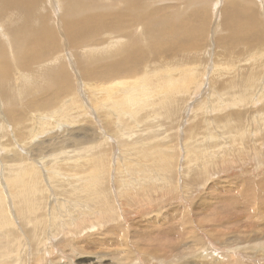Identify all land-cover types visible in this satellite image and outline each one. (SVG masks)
I'll return each instance as SVG.
<instances>
[{"label": "rangeland", "instance_id": "1", "mask_svg": "<svg viewBox=\"0 0 264 264\" xmlns=\"http://www.w3.org/2000/svg\"><path fill=\"white\" fill-rule=\"evenodd\" d=\"M232 1L239 10V18L249 11L254 12L256 20L258 16L263 35L260 48L239 46V53L233 57L211 43V39L218 41L227 36L220 27L211 36L213 25L219 23L221 8L229 3L227 0H56L53 10L48 0H31L33 6L26 12L14 6L1 9L5 18H0L3 33L0 43L4 45L0 49L10 71L1 84L4 88L0 110L6 115L0 116L5 132L0 141L15 139L19 148L45 141L40 153H27V149L22 152L19 148L15 152L2 151L0 144V185L5 176L22 172L24 181L30 184L25 168L20 165L22 160L40 167L43 194L39 199L44 205L37 211L42 212L45 220L36 226L33 221L24 224L28 216L32 217L29 215L32 190L26 193L24 201L12 198L3 187L5 201L11 206L7 208L10 223L0 226V264H264V97L260 100L257 97L264 90V58L260 59L262 54L264 57V5L261 0ZM143 3L148 11L162 9L172 23L177 17L186 19V26L192 29L196 10L205 11L208 19L205 37H192V42L198 45L194 52H160L158 61L155 55H147L151 66L156 65L152 67L154 70L177 66V73L185 70L186 74L183 72L185 78L176 87L164 88L165 82L150 84L152 89L163 87L162 91H169L162 100L144 104L141 111L133 113L134 117L129 109L121 112L102 106L104 89L120 80L139 82L144 73L142 65L107 77V73H113L110 67V71L84 74V68L89 71L116 57L115 46V50L106 47L107 52L97 47L91 50L94 48L91 43L82 51L75 46L68 48L63 44L60 27L65 23L71 26L82 23L77 22L82 19L92 21L101 17V12L104 17L127 14L130 4L139 10ZM42 21L59 37L58 49L66 62L67 71L63 74L69 87L63 86L58 94L52 82L55 74L45 66L54 68L63 63L61 59L40 67L31 64L33 61L24 65L27 68L20 65L21 57L24 58V53L20 56L22 46L27 41L24 39L38 33ZM131 30L120 40L122 45H137L146 50L150 37L140 36V27ZM101 32L87 31L82 35L84 41L94 40L99 45L105 43L104 46L120 37L118 33L104 36ZM44 62L41 58V64ZM18 74L30 78L21 80ZM161 77L166 75L156 74L152 79ZM246 77L259 80L245 89L247 96L243 98L239 94L243 86L239 84ZM18 84L22 86L20 92ZM251 91L252 99L248 96ZM31 101L32 106H28ZM27 113L31 121L23 129L24 123H19V119ZM45 118L54 123L40 128ZM26 131V141L19 143L17 137ZM92 140L96 147L89 148ZM52 149L54 152H49ZM67 152L74 158H67ZM7 156L13 162H7ZM74 159L76 165L72 164ZM46 170L58 173L55 183L48 179ZM100 174L94 184L96 189L89 190V200L82 187L87 178L90 183L95 179L93 175ZM22 186V183L10 185L12 190ZM73 187L79 192H72ZM103 198L108 199L110 208L106 212L110 209V213L103 217L89 214V210L93 213V206L104 207ZM51 207H54L52 223L47 217L52 214ZM79 210L82 214L78 216ZM40 226L43 236L49 235L51 239H41L37 246L33 231Z\"/></svg>", "mask_w": 264, "mask_h": 264}, {"label": "bare ground", "instance_id": "2", "mask_svg": "<svg viewBox=\"0 0 264 264\" xmlns=\"http://www.w3.org/2000/svg\"><path fill=\"white\" fill-rule=\"evenodd\" d=\"M55 1L56 0H48V2H49L48 6L52 10H53ZM227 1L229 3L225 7L223 6L221 8V11H220V14H219V16H220L219 17V19H220L219 20V23L217 25V23L215 22L216 24L213 25L215 27L213 28L212 35H211L213 37L214 34H215V31H216L217 27H220L223 31H226L227 32V36L225 38H223V39H219L218 41H215V40L211 39L212 40L211 43L214 44V45H217L218 48H222V50L226 54H228V56H232L234 54L239 53L238 52V49H237L239 46H244V45L245 46H254L253 49L260 48L262 46L261 44H262L263 35H262V33H261L260 29H259V27H260L259 24H258L259 22H257L258 16H257V20H256L255 19L254 12L249 11V12H246L244 14L245 16L241 19V18H239L240 17L239 16L240 13H238L239 10H236V8H235V2H233L232 0H227ZM64 2H66V1H64ZM131 3H133V2L131 1ZM260 4L264 5V0H261V3ZM0 5L2 6V8H0V18H2V17L5 18L4 15L2 16V14H4V11L1 10V9H5L6 7L14 6L15 8H18L19 10H22V11L26 12L31 6H33V2H31V0H0ZM62 5H63V3H62ZM133 5L134 4H130L128 6L127 12H129V13H127V14L126 13H118L117 11H115L118 14H112V15L107 14V16L104 17L103 16L104 14L101 12V15L102 16L101 17H96L97 16L96 15L95 16L96 19H94L92 21H89L90 19H82V20H78L77 21V22H82V23H78V24H75V25H72V26L71 25H66L67 23L64 24V22H63L64 26H62L63 28L60 27V33H61V36L64 37L63 38V44H65V45L67 44L68 45V48L69 47H72L73 48V46H75L78 51H80V50L82 51V49L85 46L90 45V43L92 45H94V48H91V50H94L95 47H97L101 51L104 50L103 52H107L108 51V50H105L106 47L107 48L113 47V48H111L113 50L116 49V52H115L116 57H114L112 60L109 59L108 62L105 61L103 64H101L99 66H95V67L93 66L94 68L93 67L92 68H89L90 69L89 71H87L83 67L84 70H85V72L83 71L84 74L91 75V74H97V72H100V71L105 72V71L109 70L108 68L110 67L113 73H112V75L110 74L111 72L110 73H107V75H106V77H107L108 75L109 76H113V75L119 74L118 72H124L125 69H127V68H137V66L142 65V69L141 70L144 73H142V79L139 82H135L134 83V81H130V83H128L127 81L120 80V81H117V82H114V83H111V84L107 85V87L104 89L105 102H104V104L102 106H109L108 109L113 108V109H117V110H119L121 112H123V110L126 111L127 109H129V113L132 114L135 117L134 114H137L139 111H141L145 107L144 104H147V103L150 104V103H152V102H154L155 100H158V99H161L162 100L163 98H165L164 96L169 91V90L168 91L166 90L165 92L162 91L163 87H159V88H156V89H152L149 86L150 84H157V85H159L160 83L165 82L166 85L164 86V88L167 87V86L170 87V88H172V87H176L179 84V82H181L182 77L185 78V76L183 74V72L185 73V70H182L180 73H177L176 72L177 66L174 67V68L171 67V68L162 69V70H154V68H156L155 67L156 65L151 66L152 61H150V62H149V60L147 61V55H155L156 56V59L155 60L158 61L161 58L160 52H168V51H173V52H176V53H182V52L184 53L185 51L191 52L192 50H194V48H196L198 46L196 42H192V39L194 38L193 35L199 37L200 39H202V38L205 37L204 36L205 35L204 34V29H205V24H206L205 19H208V18L205 17V13H204L205 11H201L200 10V11L197 12V10H196L195 13H197V15H196L195 26L193 27L194 29H192V28H188L186 26L188 24V22H187L186 19H182V18L179 19L177 17L178 20H175L176 22L172 23L171 20H169V18L165 14H163V10L162 9H158V10H154V11H148V10H146L147 8H145V5L143 3V5L141 4V6H140L142 8H139V10H137ZM259 8H260V6H259ZM262 9L264 11V6H263ZM249 10H251V9H249ZM6 12L7 11L5 10V14H6ZM259 13H260V11H259ZM6 16H8V15H6ZM0 21H2V19ZM122 21H127V22L125 24H122V23L120 24L119 22H122ZM24 25H26V24H24ZM133 27L134 28L135 27H140L141 28L140 36H142L143 34H147V36L150 37L151 41L148 40V43L150 41V44H149V47L146 50H145L146 47L145 48H140V46H137V45H135V46H129V47H124L122 45V42L120 40L121 39H125L129 35V32H130V30ZM95 30L102 31L101 34H103L104 36H105V34L107 35L109 33L110 34L118 33V35L120 37H119L118 40L115 41V39H114V42L108 43L105 46H104L105 43L99 45V44H97L98 42L97 43L96 42H93L94 40L93 41L88 40V42H86V40L84 41V38H83L84 35H82V34L85 33V32H87V31H95ZM12 31H13V29H12ZM131 32H132V30H131ZM0 33L3 34L2 33V30H0ZM11 35H12V33H11ZM20 36L23 37V35H20ZM56 36H57V34H55L54 31L51 28H48L44 24V22H43V24L39 27L38 33H36V34H34V33L29 34V37L27 39H24V41L25 40H27V41L24 42V45L22 46L24 51H21V55H20V56H22V53H24V55H23L24 58L21 57V59H23V61H20V60L19 61H20V65L21 66L22 65L23 66L24 65L27 66V64H30L33 61L31 64H33V65L34 64H37L40 67V66H45L46 62H54V63H56L58 60L61 59L63 63L60 64V65H58V66H56V67H54V68H51L50 65H48V64H46V66H45L46 68H48L50 71L53 72L52 75L55 74L53 76V78H52L53 79L52 82L54 84V87L56 88L55 93L58 94L59 92H61L63 86H64L65 89H68L69 83H68L67 80L66 81L64 80L65 77H64V74L63 73H65V71H67V68L65 66L66 65V62H64V57H63V55L60 54V51L58 49V46H59L60 41L58 40L59 37L58 36L56 37ZM78 40L80 42H78ZM144 40H146V39H144ZM195 40H198V39H195ZM19 42H20V40H19ZM21 44H23V42ZM144 44H145V42H144ZM2 45L3 44L0 43V47ZM9 45H11V44L8 43V46ZM16 45H17V43H16ZM3 46H2V49L4 48ZM114 46H115V49H114ZM16 48H15V50H16ZM2 49H0V101L2 100V97H3V94H1V90H2V88H4V86L2 87L1 84L3 85L4 82L7 80V77H9L8 76V71H10V70H8L6 61L4 59V56L5 55H4V52L2 51ZM247 49H250V48H247ZM5 50H6V48H5ZM9 50H11V49H9ZM85 52H87V51H85ZM192 52H194V51H192ZM6 53H7V51H6ZM146 53H148V54H146ZM254 53H256V52H254ZM251 54H252V52H251ZM251 54H250V56H252ZM109 55H110V53H109ZM256 55H258V54H256ZM248 56H249V54H248ZM112 57H113V55H112ZM41 58L44 59V61H45L44 64H41ZM254 58H255V56H254ZM263 58L264 57H263V54H262L260 56V59H263ZM15 60H17V59H15ZM231 60H232V58H231ZM168 62H170V61H168ZM100 63H102V62H100ZM177 63H179V62H177ZM180 63H179V65H183V64H180ZM12 64H15V63H12ZM91 65L92 64H90L89 67ZM93 65H95V64L93 63ZM161 65H159V66H161ZM176 65H178V64H176ZM26 66H24V67H26ZM16 67H19V65L16 66ZM152 67H154V68H152ZM9 68H10V66H9ZM81 68H82V66H81ZM28 69H29V67H28ZM41 70H43V69H40L39 72H42ZM12 71H11V73H12ZM21 71L25 72V70H23V69ZM235 71H236V69H235ZM23 72H21V73H23ZM169 72H171V73H169ZM160 73L166 75V77L152 79L156 74H160ZM24 74H26V73H24ZM249 74H251V73H249ZM18 75H19V77H17V78H20L21 80H24V79L25 80H28L30 78V76L29 77H25L23 74H22L23 75L22 77L20 76L21 74H18ZM12 76L13 75L11 74V78H13ZM254 76H256V75H254ZM62 77H63V79H62ZM250 78H247L246 77L247 80L245 82H243V84H239V85H242L243 86V89L241 90L242 93L239 92V94H241L240 97H243V98L246 97L247 95H246L245 89L247 87H250L251 88L250 85L252 83L254 84L255 82H257L259 80V79H252V78L250 79ZM37 80L33 79V81H36V82H37ZM188 81H189V79L187 80V83H188ZM231 81H233V83H234L236 80L233 79ZM132 83H134V84H132ZM21 85H22V83H21ZM21 85L18 84L16 86L17 88H19V91L18 92H20V89L22 88ZM187 86H185V87H187ZM14 87H15V85H14ZM212 88H213V86H212ZM253 88H254V86H253ZM25 89H29V88H25ZM17 90L18 89H16V91ZM35 90L37 91L36 88H35ZM235 90H237V89H235ZM34 91H33V93H34ZM238 91H240V90H238ZM14 93H16V92H14ZM17 94L21 97V95L19 93H17ZM36 94H37V92H36ZM232 94L235 95L234 92ZM18 95H17V97H18ZM43 95H40V96H43ZM253 95H254V93L252 94V91H251L248 96H249L250 99H252L253 98L252 97ZM5 96H6V94H5ZM23 97H24V95H23ZM257 97H258L259 100L261 98H263L264 97V90L259 95H257ZM8 99H9V97H8ZM23 99H21V100H23ZM240 100H241V98H240ZM28 102L29 101H27V103ZM22 103H23V101H22ZM128 104L130 105V107L132 106V108H129ZM23 106H24V104H23ZM26 106L27 105H25V107ZM28 106H32V101L29 103ZM25 109H24V111H25ZM26 112H28V111L26 110ZM154 112H155V110H154ZM23 113H25V112H23ZM5 115H6V113H4L3 111L0 110V116H4L5 117ZM125 115L128 118L130 117L127 114H125ZM28 121H31L30 118H29V116H28V113L24 116V118H22V119L20 118L19 119V123H24L23 129H27L28 128V126L25 125V123L28 122ZM53 123H54V121H51L48 118H45V119H43L40 122V128L47 127V126H51V125H53ZM4 133H5L4 132V127H3V125H2V123L0 121V139L3 138ZM26 138H27V131L25 133H23V134H20L17 137V140H18L19 143H22V142H25L26 141ZM44 141L45 140H41V141L37 142V144H35L33 146L30 143L29 146H24L23 148H19V146L17 145L15 139H12V140L9 139L6 142H1L0 141V144L2 145V148H1L2 151L15 152L16 149L19 148L20 150H22V152L24 151V149H27V151H28L27 153H40L41 152L40 149H44V148H42L43 147L42 144H43ZM46 143H47V141H46ZM90 143H91V145L89 146V148L96 147V145L92 144V143H94L93 140L90 141ZM59 144H61V143H59ZM62 144H63L62 145L63 146L62 149H64V146L66 145V143L64 142ZM47 147H49V146H47ZM49 148H51V147H49ZM67 149H68V146L66 147V150ZM49 152L53 153L54 150L53 149L52 150H49ZM66 154H67V158H69V159L74 158V156L70 155L69 152H67ZM75 159H76V157H75ZM75 159H74V161H73L72 164H75ZM5 160L7 162H13L11 160L10 156H7L5 158ZM94 161H96L97 163H99V161H97V159H95ZM71 162H72V160H71ZM20 165L21 166L23 165V167L25 168V172H26V175H27V177L29 179L30 184L29 183H26L24 181V178H25V173L24 172H22L20 174L19 173L18 174H14L12 176H5L2 179V185H0V226L7 225V222L10 223V218L7 215V208L8 207L10 208L11 203L10 204L6 203L5 196H4V191H3V187H6V189L8 190V191L6 190L7 191V194L10 195L12 198H16V200H19V199L22 200L23 199L24 201H25V198L24 197H25L26 193L28 191L30 192L32 190L31 191L32 192V197H31V202H30V204L32 203V207H31V209L29 208L30 209L29 210V215H32L33 218L28 216V218L25 220V223L24 224H26L28 222L30 223V222L33 221L34 222V225L36 226V225H41V221L45 220V217H43L42 212L39 211L41 213L38 214V211H37V208L39 206H41L42 204L44 205V203H42L43 201L41 202V199H39V197L41 196V194H43L42 191H41V175H40L41 172L39 171L40 167L39 168H36L34 165H30V164H28L24 160H22L20 162ZM100 166H101V164H100ZM105 168H107V167H105ZM104 170H106V169H104ZM45 174L48 175V179H50V180L52 179V182L53 183L56 182L55 176H56V174H58L56 171L46 170L45 171ZM89 174L90 173H88V177H89ZM66 176H69V175H66ZM100 176H101V174L100 175H97V177L95 175H93V177L95 179H94V181H91L90 183L88 182V178H87L86 184L84 185V187H82V189L85 192V196H87V198L89 200H90V197H91V195L89 193V190H91V189L95 190L96 189V187L94 186V184H97L98 183V179H100ZM132 177H134V176H132ZM158 177H159V175H158ZM10 179H12V181H10ZM15 183H18V184L19 183L20 184L22 183V185H23L22 188H20V189L18 188V189H13L12 190V188L10 187V185H13ZM137 183L139 185H141L139 182H137ZM52 185L54 186V184H52ZM71 191L74 192V193H78L79 192L78 191V188H75V187H73ZM70 196H74V194H72ZM99 197H101V194L98 196V198ZM27 199H29V198H27ZM107 200H106V198H103L104 207L103 208H99V207L97 208L96 206H93V213L89 210V214H92V215H95V216L108 215L107 213L108 212L110 213V209H108V212H106L107 207H109L107 205V204H109V202ZM12 204H13V202H12ZM51 209H52V214H50L47 217H50V219H51L50 222L52 223V218H54V213H53L54 212V207H51ZM42 210H43V208H42ZM27 211L28 210H26V212ZM15 214H16V212H15ZM81 214H82V211L79 210V214H77V215L79 216ZM104 217H106V216H104ZM46 224H48V223L47 222L44 223V225L47 227ZM39 229H40V231H38ZM33 232H36V234H34L33 237L35 238V244L37 246L40 244V240L41 239H45L46 238L47 241L51 239V237L49 235H44L43 236V233L44 232L41 230V226L38 229H35ZM41 236H43V237H41Z\"/></svg>", "mask_w": 264, "mask_h": 264}]
</instances>
